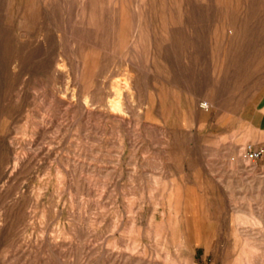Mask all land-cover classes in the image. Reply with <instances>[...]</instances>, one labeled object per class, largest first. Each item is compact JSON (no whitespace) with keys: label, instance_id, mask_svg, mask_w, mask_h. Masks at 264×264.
Listing matches in <instances>:
<instances>
[{"label":"rangeland","instance_id":"rangeland-1","mask_svg":"<svg viewBox=\"0 0 264 264\" xmlns=\"http://www.w3.org/2000/svg\"><path fill=\"white\" fill-rule=\"evenodd\" d=\"M261 143L264 0H0V264H264Z\"/></svg>","mask_w":264,"mask_h":264},{"label":"built area","instance_id":"built-area-1","mask_svg":"<svg viewBox=\"0 0 264 264\" xmlns=\"http://www.w3.org/2000/svg\"><path fill=\"white\" fill-rule=\"evenodd\" d=\"M205 109L206 106L202 105ZM243 157L250 163L264 161V143L259 145H247L242 151Z\"/></svg>","mask_w":264,"mask_h":264}]
</instances>
